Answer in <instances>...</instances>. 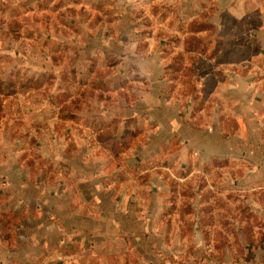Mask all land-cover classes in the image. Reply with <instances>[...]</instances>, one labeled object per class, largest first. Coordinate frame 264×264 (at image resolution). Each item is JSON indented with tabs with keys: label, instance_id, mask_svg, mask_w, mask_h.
Listing matches in <instances>:
<instances>
[{
	"label": "crops",
	"instance_id": "crops-1",
	"mask_svg": "<svg viewBox=\"0 0 264 264\" xmlns=\"http://www.w3.org/2000/svg\"><path fill=\"white\" fill-rule=\"evenodd\" d=\"M239 4L242 9H234ZM224 8L212 9L219 17L215 32L230 33V47L248 52L240 59L219 62L225 76L209 94L218 96L212 111L219 125L211 134H204L199 115L209 108L208 100L196 115L188 100L180 109V99L166 91L164 68L170 60L159 55L148 30H141L134 39L130 55L110 61L109 67L116 70L112 77H99L91 67L79 74L84 86L96 80L95 90L99 79L107 80L98 91L62 83L54 94H45L43 103L26 97L32 91L25 95L29 111L24 119L11 123L13 132L7 127L3 134L0 175L5 177L6 198H13L14 206L7 208L14 212L15 222L8 234L0 226V264H234L238 252L232 242L236 240L243 255L250 253L238 264H264V201L255 194L264 190V183L253 182L264 180V0H229ZM168 31L181 35L176 28ZM141 40L146 41L145 50L139 48ZM123 44L129 47L131 42ZM221 52L219 48L217 56ZM228 118L235 126L226 136L224 120ZM113 127L108 143L102 141L99 134ZM34 133L37 137L31 144ZM161 133L164 138L159 137ZM194 133L203 134L197 138V147ZM125 134L128 137L123 139ZM121 138L124 145L113 149L110 145ZM28 144L36 149L37 159L23 152ZM206 148L212 151L208 155L203 152ZM192 149L201 161L214 157L246 162V171L231 178L229 185L197 186L190 201H183L167 184L168 171L174 176L176 165L185 167L179 160L189 158ZM108 162L125 171L126 177L118 173L115 182H107L105 177L113 176ZM125 164L133 171H127ZM95 177L99 181L90 184L85 194L80 185ZM71 178L79 185L71 187ZM152 179L156 183L146 182ZM209 190L213 197L198 199ZM237 191L247 193L242 201L236 198ZM238 202L256 211L257 219L247 221L236 215ZM206 205L210 212L205 211ZM207 219L212 222L205 226ZM221 219L232 229L225 230ZM248 222L253 224L250 237L240 228ZM216 228L226 235L219 247L213 244Z\"/></svg>",
	"mask_w": 264,
	"mask_h": 264
},
{
	"label": "rangeland",
	"instance_id": "rangeland-1",
	"mask_svg": "<svg viewBox=\"0 0 264 264\" xmlns=\"http://www.w3.org/2000/svg\"><path fill=\"white\" fill-rule=\"evenodd\" d=\"M227 2L229 0H0V137H3L7 127L9 131L11 130V123L16 124L20 118L24 119L29 111L27 98L43 103L46 101L43 98L45 94L48 95L56 87L60 88L62 83H67L65 85L71 83L72 88L78 89L85 88L91 91L101 89L103 81L105 83L107 80L99 79V88L95 90L92 88V83L96 80L84 86L85 81L79 74L87 73L88 68L91 67L92 72L99 77L106 75L112 77L116 70L109 67L110 61L121 55L124 58L130 55L134 51L132 43L141 34V30L150 31L148 36L152 37L159 55L170 60L164 68L166 80L169 83L165 85L166 91H172L173 96L180 99V109L185 107L188 100L189 109L198 115V110L204 107L205 101L208 100L209 108L199 115L204 120L203 127L206 129L204 134L213 133L219 125L212 111L215 98L218 96H209V94L215 83L225 76L223 66L219 65V62L240 59L248 52L247 48L234 50L230 47V33L220 29L215 32V22L219 17L212 9H226L224 4ZM234 9H242V5L239 4ZM171 28L178 29L183 39L181 35L178 37L169 32L168 29ZM236 34L240 35V33ZM127 41L131 42L129 47L123 44ZM240 42L243 44L244 40L240 39ZM145 45H147L145 40L139 41L140 49H144ZM174 46L179 48L175 50ZM219 48L222 52L217 56ZM59 73L63 76H59ZM61 77H65L66 80ZM74 77L80 78V81ZM111 83L109 86L112 87V84L119 82ZM165 86L162 89L163 92ZM29 91L32 93L27 94ZM26 94L27 98H25ZM73 105L77 108L78 101H74ZM33 108L36 111L38 109L36 105ZM46 115L49 116L50 112ZM115 122L116 119L112 122L114 126ZM224 123L227 128L225 134L229 136L230 127L235 124L230 118L225 119ZM207 126L212 129H208ZM113 131L114 127L109 128L99 134V138L107 142ZM162 135L164 138L163 133L159 137ZM202 135L192 134L196 138L193 146L197 147V138L199 139ZM36 137L37 134L34 133L31 144ZM127 137V134L123 135V139ZM123 139L121 138L118 144L113 143L110 146L113 149L121 148L124 145ZM0 140H2L1 157L5 153V138ZM26 147L28 149L26 148L23 152L27 153V156L30 155V158L37 159L36 149L31 148L29 144ZM203 152L208 155V152L212 151L211 148H206ZM190 153L193 156L190 154L189 158L184 156L179 160V163L185 164V167L176 165L173 171L174 176L168 171L170 179L167 180V184L175 191V195L181 194L178 197L183 201H190L194 188L197 186L208 182L229 185L231 178L237 179L243 171H246V162L235 163L232 160L231 163L228 158L214 157L201 161L203 159L199 158L200 155L196 149H192ZM107 165L113 172V176L105 177L107 182H115L118 173L126 177L125 171H119L117 168L115 170L113 163L108 162ZM92 168H97L95 163ZM125 169L133 171L127 165ZM219 171H224L225 174ZM186 172H193V174H186ZM139 178L137 179L140 180ZM138 180L124 182L131 184L137 183ZM2 181H5V177L0 175V226L3 233L8 234L12 228V222H15V216H13L15 214L8 211L7 207L11 209L14 202L13 198L10 200L6 198L8 192L2 186ZM70 181L71 187L76 183L79 185L77 179L71 178ZM97 181L99 180L95 177L91 181L80 183V188L85 194H89L90 184H95ZM146 182L156 183L153 179ZM253 182L261 184L264 180ZM245 194L247 193L237 191L236 198L242 201V196ZM255 194L260 201H264V190H259ZM27 196L33 203V194L30 193ZM105 196L107 197V193L104 194ZM211 197L213 195L209 190L201 193L198 199L209 200ZM244 203H236L235 214H240L247 221L251 217H254L252 220H256L257 212L249 211ZM209 208L210 206L206 205L204 209L210 212ZM209 222L212 221L207 219L205 226ZM221 224L225 230L232 229L226 220L221 219ZM240 226L241 231L243 229L245 235L250 237L252 222L243 226L240 224ZM207 230L210 231V228ZM215 230L213 244L219 247L225 243L226 235L218 228ZM233 232H236L235 229ZM236 237L238 239L237 234ZM205 238L206 242L210 243V237L205 236ZM236 242H232L235 245H233L235 251L238 252V256H234V264H238L240 259H247L250 255V253L247 256L243 255L241 242L238 240Z\"/></svg>",
	"mask_w": 264,
	"mask_h": 264
},
{
	"label": "trees",
	"instance_id": "trees-1",
	"mask_svg": "<svg viewBox=\"0 0 264 264\" xmlns=\"http://www.w3.org/2000/svg\"><path fill=\"white\" fill-rule=\"evenodd\" d=\"M253 243H251V245H252Z\"/></svg>",
	"mask_w": 264,
	"mask_h": 264
}]
</instances>
